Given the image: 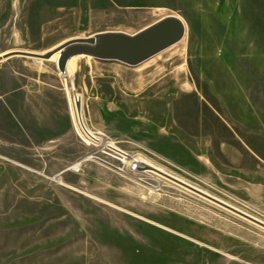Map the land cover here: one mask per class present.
<instances>
[{"label": "rangeland", "instance_id": "1", "mask_svg": "<svg viewBox=\"0 0 264 264\" xmlns=\"http://www.w3.org/2000/svg\"><path fill=\"white\" fill-rule=\"evenodd\" d=\"M166 17L183 37L137 65L77 55L66 79L49 60L68 40ZM0 57V264H264L263 227L105 148L264 222L261 203L196 164L205 140L264 132V0H0Z\"/></svg>", "mask_w": 264, "mask_h": 264}, {"label": "water", "instance_id": "2", "mask_svg": "<svg viewBox=\"0 0 264 264\" xmlns=\"http://www.w3.org/2000/svg\"><path fill=\"white\" fill-rule=\"evenodd\" d=\"M183 34V23L176 17H166L134 35L122 32L98 33L88 37L68 40L59 45L53 52L55 53L59 50H63L58 59V69L61 72L65 71L68 60L77 55H87L98 59H113L129 65H137L178 42L183 37ZM19 54L49 58L53 53L49 52L39 55L19 52ZM76 112L79 114V118H81L80 102H76ZM159 173L264 228V222L257 218L180 181L178 178L168 173L161 171H159Z\"/></svg>", "mask_w": 264, "mask_h": 264}, {"label": "crops", "instance_id": "3", "mask_svg": "<svg viewBox=\"0 0 264 264\" xmlns=\"http://www.w3.org/2000/svg\"><path fill=\"white\" fill-rule=\"evenodd\" d=\"M232 137L233 143L216 139L218 137L205 140L206 152L199 154L196 160L201 167V178L231 190L238 198L264 206V148L252 144L256 139H264V132H239ZM199 149L201 151V145ZM225 151L231 155L226 156Z\"/></svg>", "mask_w": 264, "mask_h": 264}, {"label": "bare ground", "instance_id": "4", "mask_svg": "<svg viewBox=\"0 0 264 264\" xmlns=\"http://www.w3.org/2000/svg\"><path fill=\"white\" fill-rule=\"evenodd\" d=\"M183 23H184V22H183ZM62 51H63V50H59L58 52H56L55 54H53L52 57L49 59L50 61H51V60L54 61V62L56 63V65H57V67H58V59H59V55H60V53H61ZM74 58H75V57H71V58L68 60L64 72H61V71L59 70V71H60V74H61L62 77L66 78V79H70V78H71L70 69H71V66H72V63H73ZM74 100H75V103H76V102H80V104L82 103V101H81V99H80V97H79L78 95L75 96ZM80 115H81V118H79V114H77V112H76L75 117H76V120H77L78 125H79V127H80L81 132H80V131H79V132H80L81 137L83 138V140L86 141V142H89V137L98 140L99 136L96 135L92 130H90V129L85 125V122H84L83 117H82V108H81V113H80ZM111 145H112L113 147H115V148L121 150L119 147L116 146V144H112V143H111ZM121 151H123V150H121ZM138 161H139V165H138L137 173H138L139 169H141L142 167H145V166L148 167L149 170L142 171V172H148V173H149V172H151V173H155V172L157 173V172H158V173H159V171H161V168L157 167V166H156L155 164H153L151 161H148V160L143 159V158L138 159ZM161 172H163V171H161ZM140 173H141V172H140ZM144 175H145V174H144ZM156 175H157V174H156ZM158 175H159V174H158ZM159 176H160V175H159ZM138 189H139V188H138ZM150 190H152V189H150ZM160 191H161V190H160ZM144 192H145V191H144ZM146 192H147V191H146ZM149 193H150V191H149ZM143 194H144V193H143ZM151 196H153V195H151ZM157 196H158V195H157ZM157 196H156L155 198H157ZM135 199H136V198H135ZM138 200H140V201H148V200H150V198L145 197V196H142V197L139 198Z\"/></svg>", "mask_w": 264, "mask_h": 264}, {"label": "built area", "instance_id": "5", "mask_svg": "<svg viewBox=\"0 0 264 264\" xmlns=\"http://www.w3.org/2000/svg\"><path fill=\"white\" fill-rule=\"evenodd\" d=\"M84 142L88 145L98 146L102 142V138L99 137L98 140H96L94 138L89 137V142H86V141H84ZM111 143L115 144L114 142H107L105 145L106 150L109 151L108 154H110L113 158L118 160L124 167L127 168V170L129 172H131V173L135 172L136 173L138 170V165H139L138 159L136 157L129 155L128 153H126L124 151H121V150L113 147L111 145ZM91 157H94V155H92ZM75 171L78 172V169L76 168Z\"/></svg>", "mask_w": 264, "mask_h": 264}]
</instances>
